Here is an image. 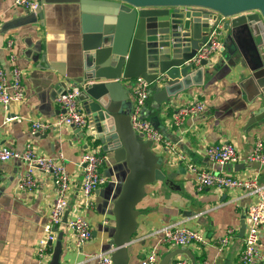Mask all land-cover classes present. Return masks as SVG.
I'll return each instance as SVG.
<instances>
[{
  "label": "crops",
  "instance_id": "crops-1",
  "mask_svg": "<svg viewBox=\"0 0 264 264\" xmlns=\"http://www.w3.org/2000/svg\"><path fill=\"white\" fill-rule=\"evenodd\" d=\"M71 7L64 5L52 9L45 19H39L35 12L17 6L15 0H0V61L9 79L12 78L13 67L22 70L26 92L24 101L13 103L9 110L0 104V144L21 151L31 142L39 154L63 155L64 165L72 177L68 219L77 212L90 223L95 234L77 249L71 232L62 227L49 247L47 264H96L90 255L111 249L109 234L116 227L113 202L124 180V167L115 170L113 156L107 155L103 173L109 182L94 192L93 205L86 207L80 162L84 153L98 149L97 146H87L88 142L79 138L75 127L63 126L35 134L31 131L33 121H52L64 112L56 101L59 94L54 88L55 82L63 80V76L55 68H43L39 64L40 54L44 52L48 53L46 63H51L65 62L69 54L78 50L80 13L72 11ZM226 38L227 31L223 27L220 40L225 42ZM11 56H14V61ZM222 59L221 52L215 54L213 60L219 65L216 70L205 75L202 84L179 93L174 104L165 103L155 109L152 95L147 101L145 117L152 121L155 119L154 123L170 141V146L153 144L152 149L164 160V171L177 173V177L173 185L155 182L146 186L145 197L137 206L140 212L138 233L134 237L136 244L129 264H140L159 241L157 232L169 225L196 230L202 234L205 243L186 246L163 244L160 246L161 258L176 249L185 248L194 257L195 264H242L240 254L247 232L241 236L243 216L257 198L234 188L199 191L195 176L189 170L190 165H195L238 177L258 174L259 182L264 183V169H260L259 163L246 160L257 141L264 143V124L246 128L255 110L246 108L245 96L240 91L239 83L245 77L243 64L238 61L236 67L228 68ZM125 82L133 105V81ZM196 101L205 102L206 112L187 117L180 126L175 125V113ZM9 116L20 117V121L6 124L5 119ZM221 141L231 142L237 147L241 156L239 162L221 165L207 157L206 147ZM26 169L27 165L19 160L1 165L0 264H39L36 247L49 221L56 187L51 176L36 170L37 187L32 191L19 189V181ZM225 237H229V242L221 249L220 241ZM259 252L264 256V225ZM182 257L190 258L187 254H179L171 264ZM191 262L193 264L192 259ZM253 264L263 262L258 260Z\"/></svg>",
  "mask_w": 264,
  "mask_h": 264
},
{
  "label": "water",
  "instance_id": "water-1",
  "mask_svg": "<svg viewBox=\"0 0 264 264\" xmlns=\"http://www.w3.org/2000/svg\"><path fill=\"white\" fill-rule=\"evenodd\" d=\"M64 5L80 13L78 50L67 56L66 63H46L48 53L44 52L39 66L53 67L63 76L55 82L57 94H64L68 87L80 88L78 100L88 126L75 127L76 133L87 146L111 154L115 170L124 167V180L113 202L116 227L108 245L114 264H129L138 233L137 206L146 186L155 182L173 185L177 173H166L164 160L152 149L153 142L135 131L125 81L142 78L150 83L155 109L174 104L179 93L202 84L205 75L219 66L207 60L200 65L189 61L225 16L222 60L228 68L242 62L245 77L239 83L240 91L246 108L255 110L246 128L264 124V0H40L35 14L45 19L50 10ZM246 228L243 216L241 236ZM179 254L189 255L195 264L185 248L166 254L159 264H171Z\"/></svg>",
  "mask_w": 264,
  "mask_h": 264
},
{
  "label": "built area",
  "instance_id": "built-area-1",
  "mask_svg": "<svg viewBox=\"0 0 264 264\" xmlns=\"http://www.w3.org/2000/svg\"><path fill=\"white\" fill-rule=\"evenodd\" d=\"M15 4L30 11L36 12L40 0H15ZM227 17L221 16L216 22L208 41L198 50L197 54L189 61L200 65L202 60L209 63L215 62L214 55L220 52L224 42L220 40L223 24ZM212 24L215 22L210 21ZM12 61H14V56ZM188 63V62H187ZM212 64V63H211ZM133 97L131 118L135 131L143 133L144 138L151 140L153 144L170 146V141L165 134L158 129L154 123L145 117L144 108L152 95L151 84L142 78L133 80ZM78 86L68 87L64 94L56 98L57 103L64 112L52 121H33L31 131L33 134L44 132L52 128L88 126L87 116L78 100L80 94ZM26 96L25 87L22 82V70L15 66L12 69V78L9 79L0 61V104L9 110L13 103H21ZM207 105L203 101H196L181 107L174 115V123L180 126L187 117H195L203 114ZM18 120L20 117H6L5 123ZM207 157L221 165L234 164L239 162L241 156L237 147L228 141H221L206 147ZM108 156L98 149L88 151L82 155L80 165L83 169L82 196L86 207L93 205L94 192L109 182V178L103 173V168ZM11 160H19L27 165L24 176L20 179L18 188L32 191L37 187L34 177L36 170L52 177L56 187V197L52 204L51 214L48 223L45 225L44 234L39 239L36 247V254L39 264H47L50 258L49 247L57 239L58 231L66 227L71 232L73 245L80 249L93 237V229L90 223L81 215L75 212L72 217L64 222V217L69 210V195L72 187V177L64 165L63 155L47 156L39 154L33 143H27L21 151L12 149L0 144V182L1 165ZM248 162L259 163L260 169H264V143L259 140L253 150L246 156ZM189 170L194 174L196 186L199 191L206 188L216 189H240L246 194L254 195L257 200L252 203L247 211V232L244 239V247L240 254L242 264H253L255 261H262L264 256L260 255L261 229L264 225V183L259 182L258 174L253 177H238L231 174L215 173L213 171L190 165ZM233 233V231H230ZM159 241L141 259L140 264H159L160 246L168 244L172 246H186L191 243H205L202 234L196 230L180 228L176 225L164 227L161 231ZM229 237L221 239V249L227 246ZM90 259L96 260V264H114L110 251L96 252L90 255ZM174 264H192L191 259L182 257Z\"/></svg>",
  "mask_w": 264,
  "mask_h": 264
},
{
  "label": "rangeland",
  "instance_id": "rangeland-1",
  "mask_svg": "<svg viewBox=\"0 0 264 264\" xmlns=\"http://www.w3.org/2000/svg\"><path fill=\"white\" fill-rule=\"evenodd\" d=\"M150 120H151V119H150ZM153 120H154V121L151 120L153 123L156 122L155 119H153Z\"/></svg>",
  "mask_w": 264,
  "mask_h": 264
}]
</instances>
